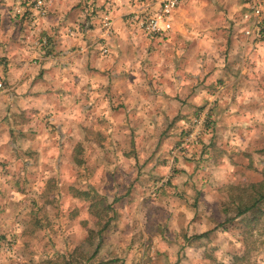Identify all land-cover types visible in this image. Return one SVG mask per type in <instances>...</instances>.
<instances>
[{
  "label": "rangeland",
  "instance_id": "rangeland-1",
  "mask_svg": "<svg viewBox=\"0 0 264 264\" xmlns=\"http://www.w3.org/2000/svg\"><path fill=\"white\" fill-rule=\"evenodd\" d=\"M37 1L0 0V94L12 98L15 42L57 46L42 27L58 12L111 63L100 105L67 104L76 128L47 117L64 143L47 166L1 167L0 264H264V201L237 216L264 191V0L260 18L244 0H190L165 38L132 22L147 0H40L44 14Z\"/></svg>",
  "mask_w": 264,
  "mask_h": 264
},
{
  "label": "crops",
  "instance_id": "crops-1",
  "mask_svg": "<svg viewBox=\"0 0 264 264\" xmlns=\"http://www.w3.org/2000/svg\"><path fill=\"white\" fill-rule=\"evenodd\" d=\"M187 5L176 12L172 33H175L178 25V13L185 10ZM51 9L54 13L56 9L54 4ZM57 15L54 22L51 19L47 21L48 24L52 21V26L42 27V30L52 35L50 38H54L53 41L57 43L50 54L45 56L38 54L34 45L36 42L28 36L27 41L22 42L19 39V42L14 43L12 51L9 50L7 66L11 67L9 79L14 91L11 92V99L6 98L4 92L0 94V199L2 201L5 198L6 182L10 178L3 175L1 171L3 165L9 168L21 164L31 167L33 159L39 158L43 162L42 166H47L50 161L49 154L58 152L57 149L62 150L64 147L61 146L63 142L57 143L61 139L56 140L58 137L55 136L52 140L50 138L52 136L45 130L48 124L47 117L52 116V121L59 126L63 123L67 124L69 120L70 125L76 128L83 115L67 113V104L85 101L90 103L88 109L92 107L94 110L105 98L97 86L102 85L98 80L106 73L105 69L111 63V58L102 53L97 41V33L92 31L87 33V28H84L83 33L73 29L78 25V17L74 14L67 18L60 15V12ZM107 18L114 24L110 13H106L103 20ZM59 28L61 32L58 31ZM100 34L99 40L105 37L103 33ZM11 79L14 82H11ZM128 83L130 81L127 79ZM97 115L101 119V114ZM60 134L64 137V128H61ZM23 150L28 152V155L25 154L26 157L22 154ZM10 184L11 182H8L9 192H12ZM16 194L20 196L18 192H13V196Z\"/></svg>",
  "mask_w": 264,
  "mask_h": 264
},
{
  "label": "built area",
  "instance_id": "built-area-1",
  "mask_svg": "<svg viewBox=\"0 0 264 264\" xmlns=\"http://www.w3.org/2000/svg\"><path fill=\"white\" fill-rule=\"evenodd\" d=\"M247 8L255 18H260L262 15V8L258 0H244ZM149 2L147 9L143 10L140 14L132 16L134 22L141 31L151 38H165L169 37L173 31L174 20L176 12L188 4L190 0H147ZM44 6L42 1H37L35 8L37 11L44 14ZM20 12V10H18ZM245 19L248 20L249 16L246 15ZM112 20L107 18L103 23V32L106 37L113 34ZM247 35L251 32L247 30ZM102 53L107 55L109 50L102 49ZM0 88L2 85L0 84Z\"/></svg>",
  "mask_w": 264,
  "mask_h": 264
},
{
  "label": "trees",
  "instance_id": "trees-1",
  "mask_svg": "<svg viewBox=\"0 0 264 264\" xmlns=\"http://www.w3.org/2000/svg\"><path fill=\"white\" fill-rule=\"evenodd\" d=\"M247 200H246L247 203H245V204H244V202H241V206H239V208H238V214H237L238 217L246 215L251 210L255 209L260 202L264 201V191H263L262 184L255 191L254 196H251ZM97 205L100 206V203ZM104 208L109 210V209H111V205L104 206Z\"/></svg>",
  "mask_w": 264,
  "mask_h": 264
}]
</instances>
